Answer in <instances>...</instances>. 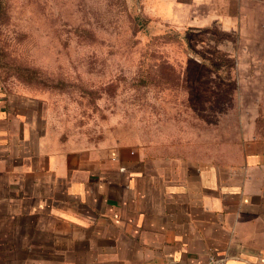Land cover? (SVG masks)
<instances>
[{
	"label": "rangeland",
	"instance_id": "374dc122",
	"mask_svg": "<svg viewBox=\"0 0 264 264\" xmlns=\"http://www.w3.org/2000/svg\"><path fill=\"white\" fill-rule=\"evenodd\" d=\"M152 2L0 0L3 88L45 99L75 141L235 159L244 139L264 137V0L200 25Z\"/></svg>",
	"mask_w": 264,
	"mask_h": 264
},
{
	"label": "crops",
	"instance_id": "0c3cea01",
	"mask_svg": "<svg viewBox=\"0 0 264 264\" xmlns=\"http://www.w3.org/2000/svg\"><path fill=\"white\" fill-rule=\"evenodd\" d=\"M246 1L152 3L200 25ZM144 155L75 141L0 82V264H264V137L228 162Z\"/></svg>",
	"mask_w": 264,
	"mask_h": 264
},
{
	"label": "built area",
	"instance_id": "2783aa9c",
	"mask_svg": "<svg viewBox=\"0 0 264 264\" xmlns=\"http://www.w3.org/2000/svg\"><path fill=\"white\" fill-rule=\"evenodd\" d=\"M209 264H225V261L224 260H219V259H216V258H211L210 261H209Z\"/></svg>",
	"mask_w": 264,
	"mask_h": 264
}]
</instances>
